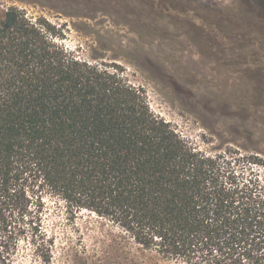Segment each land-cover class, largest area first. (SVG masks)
<instances>
[{"label": "trees", "instance_id": "obj_1", "mask_svg": "<svg viewBox=\"0 0 264 264\" xmlns=\"http://www.w3.org/2000/svg\"><path fill=\"white\" fill-rule=\"evenodd\" d=\"M55 37L16 6L0 17V264L28 251L54 264L74 240L48 218L79 232L84 212L115 237L88 256L79 236L82 264H141L131 247L182 264H264V178L157 116L121 64Z\"/></svg>", "mask_w": 264, "mask_h": 264}, {"label": "rangeland", "instance_id": "obj_2", "mask_svg": "<svg viewBox=\"0 0 264 264\" xmlns=\"http://www.w3.org/2000/svg\"><path fill=\"white\" fill-rule=\"evenodd\" d=\"M11 6L46 19L77 55L121 64L157 116L197 147L233 155L264 178L263 10L259 18L260 8L241 0H0V17ZM54 217L48 221L58 222V235L74 240L59 244L54 264H82L79 236L88 256L98 239L110 244L115 237L87 212L77 220L79 232ZM130 250L141 264H182ZM14 262L45 264L30 251Z\"/></svg>", "mask_w": 264, "mask_h": 264}, {"label": "flooded vegetation", "instance_id": "obj_3", "mask_svg": "<svg viewBox=\"0 0 264 264\" xmlns=\"http://www.w3.org/2000/svg\"><path fill=\"white\" fill-rule=\"evenodd\" d=\"M261 10H263V12H264V9H262V8H261V9H259V11H258V13H259V15H258V16H259V18H261V17H262V15H263V14H262V12H261ZM260 16H261V17H260Z\"/></svg>", "mask_w": 264, "mask_h": 264}]
</instances>
